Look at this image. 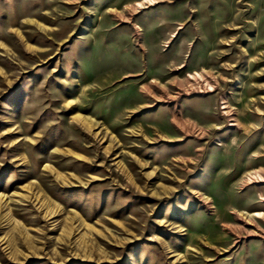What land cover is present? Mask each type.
<instances>
[{
	"label": "rangeland",
	"instance_id": "374dc122",
	"mask_svg": "<svg viewBox=\"0 0 264 264\" xmlns=\"http://www.w3.org/2000/svg\"><path fill=\"white\" fill-rule=\"evenodd\" d=\"M0 264H264V0H0Z\"/></svg>",
	"mask_w": 264,
	"mask_h": 264
}]
</instances>
